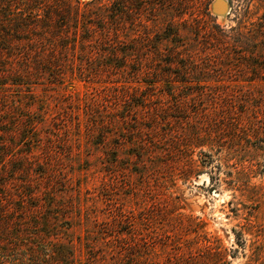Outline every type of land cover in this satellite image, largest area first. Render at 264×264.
<instances>
[{"label":"rangeland","instance_id":"obj_1","mask_svg":"<svg viewBox=\"0 0 264 264\" xmlns=\"http://www.w3.org/2000/svg\"><path fill=\"white\" fill-rule=\"evenodd\" d=\"M8 1L0 0V233L9 218L38 252L72 241L79 264L113 261L131 229L148 243L166 236L185 264H203L212 246L225 250L222 264H264V0H232L224 14L213 4L226 0H100L119 9L114 51L78 42L91 0H78L76 24L65 0ZM17 22L29 32L11 31ZM172 51L194 70L188 84L164 75L183 71L170 65ZM25 63L28 77L18 74ZM188 94L230 105L217 116L202 109L196 126L236 130L221 147L193 150L192 172L180 177L149 144L158 101L130 110L145 97Z\"/></svg>","mask_w":264,"mask_h":264},{"label":"trees","instance_id":"obj_2","mask_svg":"<svg viewBox=\"0 0 264 264\" xmlns=\"http://www.w3.org/2000/svg\"><path fill=\"white\" fill-rule=\"evenodd\" d=\"M15 0H9L8 2H14ZM100 0H91L87 3H80L78 0H65L66 3H73V7H75L74 17L72 18L75 24L78 21L77 8L81 4L86 7H93L92 22L85 21V25L81 28L82 34H85L84 37H80L81 40L78 41L83 46H93L99 48L101 50L102 47L111 49L110 51L115 50V46L117 44V26H118V13L119 9L116 7V4H112V6L106 8L103 5H100ZM229 8L232 4V0H226ZM2 13V11H1ZM11 31L14 33L19 32H29L30 25L26 23L17 22L16 24H12ZM74 34L72 35L73 43H76V26H74ZM4 34L2 27H0V35ZM21 52V51H20ZM20 52L15 54H20ZM1 53V52H0ZM23 54V52L21 53ZM27 53H24L23 58L27 62ZM14 54H12L13 56ZM172 62L170 65L176 64L177 69H183L182 72L178 73H165L164 75H177V79L174 80V83L177 84H188L187 79L184 77L185 75H189V72H193L192 67L188 64H181L178 62L179 54L175 51L169 53ZM110 66L105 65L104 69H109ZM29 65L25 63L24 65V73H18L19 76L28 77L30 74L28 73ZM111 68H116L111 66ZM189 70V72H188ZM86 71V72H85ZM84 74L88 77L89 75L93 77L98 73L96 68H90L88 70H84ZM81 73V72H80ZM79 73V74H80ZM83 74V73H81ZM63 73L61 71L58 72L57 76H62ZM2 76V75H1ZM184 77V78H183ZM192 79V78H191ZM189 83H192L189 81ZM6 84V83H5ZM169 83V85H171ZM17 85H22V83H17ZM4 83H0V89L3 88ZM181 86V85H177ZM170 89V91H172ZM172 95V94H171ZM195 95H185V96H175L173 98H165L159 99L156 98V101H152L149 99L143 98L142 101H139L135 104H132L130 112H135L136 110L143 108L145 103L148 101L150 103H155L158 101V104H154V106L150 109L151 111V124H153L150 128V131H153L157 134V136L153 137V144L149 143L152 146L153 154H155V159H158L160 163L159 166L172 170L176 172L175 174L180 175V177L189 176L192 172V168L194 167V162L191 160L190 155L191 152L195 149L210 147L215 148V146L221 147L224 140L228 138H233L235 134V127L233 124H225L223 128H219L218 131L214 130H206L202 127L196 126V118L204 113L202 109H208L211 114L217 116L220 112V109L223 112H227L229 110L230 105L224 100H218L213 98L209 99H198L194 97ZM148 98V97H147ZM203 103V107L199 108V106ZM207 107V108H206ZM123 118L127 119V116ZM34 125L33 123L30 124ZM253 125V124H252ZM158 131V132H157ZM252 137L255 135L258 136L257 133L253 131ZM159 140H163V145L158 146ZM157 151H159L157 153ZM201 160L203 161V165H207V160L209 156L206 153H203ZM201 154V155H202ZM207 162V163H206ZM210 163V162H209ZM158 167V166H157ZM172 173V172H171ZM174 175V173H173ZM172 175V176H173ZM24 197H27V193H21ZM30 196V195H28ZM14 205V204H13ZM14 207V206H13ZM36 208V206H35ZM15 209H12V212ZM20 212H23L20 209ZM5 218V217H4ZM7 232L0 233V264H9V262L5 261L7 259L12 261V264H79L81 263L76 255H75V246L70 242L66 241H51L44 242V245L41 246V249L36 250V245L33 248H30V245L25 244L22 241L23 228L18 225H10L11 219H7ZM21 220H24L21 219ZM34 224H38L34 222ZM3 229V228H2ZM131 229L130 232H127L126 235H130V239L132 241L126 242L125 239L119 238L120 243L118 245V250L115 252L113 256V261L103 263V256L100 257L92 256L91 258H87L86 264H185L186 261L183 257L176 256L173 252H180L179 247L169 248L168 241L170 239L164 236V240L161 238L157 241L156 239L150 240V243L136 239L134 235L135 232ZM8 238V239H7ZM12 240V241H10ZM135 240V241H134ZM10 244H12L10 246ZM30 244V243H29ZM157 244L160 246L158 247ZM111 245V244H110ZM172 246V243H169ZM177 246V245H176ZM111 247H113L111 245ZM116 248V246H114ZM124 251V256L121 251ZM213 252H207L205 255H199L198 259H201L203 264H222L225 256V250L220 249L219 246L213 247ZM29 252V253H28ZM192 253V252H190ZM194 257V256H193ZM27 258V259H26ZM32 258V259H31ZM101 258V259H100ZM120 258V259H119ZM3 260V261H1ZM193 260V259H192ZM196 260V259H195ZM191 264H195L192 262Z\"/></svg>","mask_w":264,"mask_h":264},{"label":"water","instance_id":"obj_3","mask_svg":"<svg viewBox=\"0 0 264 264\" xmlns=\"http://www.w3.org/2000/svg\"><path fill=\"white\" fill-rule=\"evenodd\" d=\"M223 6L222 10H218L219 6ZM229 9L228 3L227 2H220V1H216L213 4V10L216 14H224L227 10Z\"/></svg>","mask_w":264,"mask_h":264}]
</instances>
